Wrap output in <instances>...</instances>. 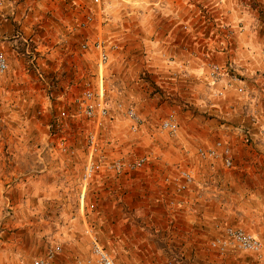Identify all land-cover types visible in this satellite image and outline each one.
Returning <instances> with one entry per match:
<instances>
[{
	"label": "rangeland",
	"instance_id": "1",
	"mask_svg": "<svg viewBox=\"0 0 264 264\" xmlns=\"http://www.w3.org/2000/svg\"><path fill=\"white\" fill-rule=\"evenodd\" d=\"M95 9L0 0V264H33L54 247L50 264H96L92 236L114 264H264V64L238 66L244 93L208 83L205 65L238 64L236 36L264 63V0H101L100 17L79 28ZM99 34L110 49L101 69L80 48ZM99 85L108 115L97 126L80 99ZM169 118L174 135L160 127ZM91 132L101 168L84 183ZM217 140L230 168L197 157ZM142 157L138 171L109 168ZM178 168L194 175L183 192L165 182ZM225 225L255 235L262 258L210 249Z\"/></svg>",
	"mask_w": 264,
	"mask_h": 264
},
{
	"label": "built area",
	"instance_id": "2",
	"mask_svg": "<svg viewBox=\"0 0 264 264\" xmlns=\"http://www.w3.org/2000/svg\"><path fill=\"white\" fill-rule=\"evenodd\" d=\"M222 1V0H221ZM95 10L88 11L83 18L79 21L78 27L81 29L88 28L96 17L101 15V0H90ZM94 11V12H93ZM188 30L186 26L183 27ZM235 31L232 29L224 30V37L226 39L232 38ZM81 50L87 51L92 49L97 54V65L101 69L109 61V47L105 45L100 34L91 43L88 41L83 42L80 45ZM207 76L209 83L217 85L222 83V89L235 88L238 93H244V83L241 81V71L237 64H235L230 58L219 64L217 62H209L207 65ZM34 67V65H33ZM8 69V61L6 55L0 51V79L6 73ZM39 77V70H36ZM221 89V90H222ZM213 95L221 94L216 89L212 90ZM102 85L98 86L96 92L91 89L83 91L80 99V112L87 119H93L96 121V125L100 124L101 119H104L108 115V110L103 98ZM128 119L131 121V129L136 131L140 125V120L133 109L129 108L125 111ZM58 126V124H56ZM161 129L174 135L178 130V125L171 118L165 119L161 125ZM96 132H91L88 139L89 145V160L85 165L83 172V182L89 181L93 174L101 168V165L93 160L92 156L96 152ZM197 157L200 160H220L226 168L232 166V160L230 155V147L224 140H217L212 146L200 149L197 151ZM147 158L142 157L134 161H121L116 160L109 165V168L116 173L124 171H138L146 163ZM165 182L172 184L178 192L185 191L190 184L194 182L193 172L189 168H178L174 174L165 178ZM92 241V260L96 264H114L112 259L106 254V252L100 247L95 236L91 237ZM210 249L217 253L224 255L230 250H238L240 252L250 253L254 257L261 259L263 255V246L261 241L253 234L247 232L239 226L225 225L221 227L220 236L212 239L209 242ZM60 251V247L50 248L44 257H38L34 260L33 264H50L55 255Z\"/></svg>",
	"mask_w": 264,
	"mask_h": 264
},
{
	"label": "crops",
	"instance_id": "3",
	"mask_svg": "<svg viewBox=\"0 0 264 264\" xmlns=\"http://www.w3.org/2000/svg\"><path fill=\"white\" fill-rule=\"evenodd\" d=\"M236 3V2H235ZM229 5V4H228ZM234 7L236 10H238V8H236L235 4H234ZM227 8H230V5L227 7ZM233 9V8H232ZM231 17V16H230ZM254 39V42L257 41V37L255 38H252ZM243 41V39H241V36H236V47L234 49L235 51V56H233V59L236 60V62H238V66L240 68H242V72H245V73H251V72H255L256 70H259V68L262 66L261 64H264V63H261L260 59L261 57L258 56V55H252V54H247L246 52L244 53L243 50L241 49V46L239 44L240 41ZM262 40V39H261ZM260 40L259 43L262 44V41ZM264 40V39H263ZM256 42V43H257ZM243 43V42H241ZM255 43V44H256ZM244 44V43H243ZM258 44V43H257ZM203 56H206V55H203ZM260 57V58H259ZM262 60V59H261ZM209 62H207L208 64ZM205 64V65H207ZM204 65V64H203ZM207 67V66H206ZM206 73V70L204 71ZM207 72H208V67H207ZM207 79H208V76H207ZM208 83H209V79H208Z\"/></svg>",
	"mask_w": 264,
	"mask_h": 264
}]
</instances>
